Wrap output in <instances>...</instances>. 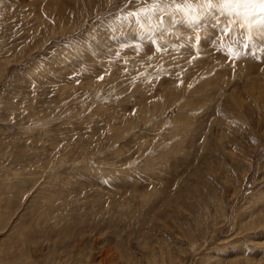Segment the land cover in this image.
I'll return each mask as SVG.
<instances>
[{"label":"rangeland","instance_id":"obj_1","mask_svg":"<svg viewBox=\"0 0 264 264\" xmlns=\"http://www.w3.org/2000/svg\"><path fill=\"white\" fill-rule=\"evenodd\" d=\"M212 4L0 0V264H264V12Z\"/></svg>","mask_w":264,"mask_h":264},{"label":"snow or ice","instance_id":"obj_2","mask_svg":"<svg viewBox=\"0 0 264 264\" xmlns=\"http://www.w3.org/2000/svg\"><path fill=\"white\" fill-rule=\"evenodd\" d=\"M233 2V0H219V6L221 7H227L229 3ZM235 2L240 3L242 2V0H235ZM244 2H247V0H244ZM261 3V11L264 12V0H260ZM207 6L209 7H213L216 5L212 4V0H207ZM133 15L134 19L136 20L137 23L140 22L141 18L140 16H137L136 14H130ZM259 28L261 32H264V20H253L250 22L249 24V29L248 32L245 34H242L243 39H238L237 37H232V45L229 49V53L231 54L233 50H235V56H233V58L238 59L241 55H243L242 52H240L238 50L239 48H244V49H248L249 46L252 44L253 38L251 35V29L252 28ZM222 34L227 36L231 34L230 31V25H226L222 30H221ZM202 37L200 35L196 36V41L197 43L199 42V40ZM262 48H264V46H262ZM253 55H255L253 53Z\"/></svg>","mask_w":264,"mask_h":264},{"label":"bare ground","instance_id":"obj_3","mask_svg":"<svg viewBox=\"0 0 264 264\" xmlns=\"http://www.w3.org/2000/svg\"><path fill=\"white\" fill-rule=\"evenodd\" d=\"M250 89V88H249ZM247 92V91H246Z\"/></svg>","mask_w":264,"mask_h":264}]
</instances>
